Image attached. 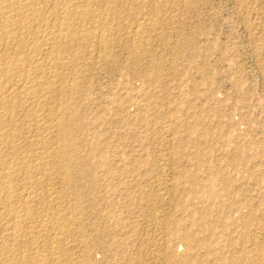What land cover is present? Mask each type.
Segmentation results:
<instances>
[{"label": "rangeland", "instance_id": "1", "mask_svg": "<svg viewBox=\"0 0 264 264\" xmlns=\"http://www.w3.org/2000/svg\"><path fill=\"white\" fill-rule=\"evenodd\" d=\"M51 1L34 41L60 28ZM91 1L39 53L53 93L4 111L0 264H264V0Z\"/></svg>", "mask_w": 264, "mask_h": 264}, {"label": "bare ground", "instance_id": "2", "mask_svg": "<svg viewBox=\"0 0 264 264\" xmlns=\"http://www.w3.org/2000/svg\"><path fill=\"white\" fill-rule=\"evenodd\" d=\"M53 1V0H52ZM51 1V2H52ZM91 0H59L58 1H54L52 2L51 8L53 9L52 11L54 12L55 16H54V21H56L60 26L59 29H54L52 30L50 28V32L49 35H51V37L49 38V40L46 41V39L44 41H40L41 37H39V40H33L31 38L30 35L32 34H37L40 30V23L41 21L44 20L46 13L45 9L46 5L44 4V0H0V137H4L8 133L7 129H5L4 126L5 122L3 120V116H5L4 111H10L9 113H13V111L15 109H17L19 107V110L22 111V108L20 107V105H22V103L24 102L23 98L26 100H33V101H41L42 99H44L46 97V95L48 93H50L53 89H51L50 91V85L49 86H44L45 82L43 80V78H45L46 74L48 75L49 73H47L48 71L54 70L56 67L60 66L61 62L60 61H54L52 64L47 65L46 62H44V58H38L40 55V51L42 52L43 50H46L49 48V50L51 51H59V49L61 48V46L57 45V43H60L61 45L66 44L68 41H70L74 35H75V31L73 28L74 26L71 23V19L70 18H74V16L78 17V18H84L85 17H92L91 15L96 14L94 8H91L89 6V2ZM112 1V0H111ZM156 1V0H155ZM158 1V0H157ZM163 1V0H162ZM173 1V0H172ZM92 2V1H91ZM95 2V1H94ZM159 2V1H158ZM109 3V2H108ZM120 3V2H119ZM162 3V2H161ZM160 3V4H161ZM101 4V3H100ZM155 4V3H154ZM91 5V4H90ZM95 5V4H94ZM112 5V4H111ZM163 5V4H162ZM100 8V7H99ZM107 9V8H106ZM111 8H109L110 10ZM50 10V8H49ZM107 10V11H109ZM113 10V9H112ZM111 10V12H112ZM157 10V9H156ZM47 11V10H46ZM104 11V10H103ZM51 12V11H50ZM103 13V12H102ZM102 13H99V15H103ZM108 13V12H107ZM52 14V13H51ZM109 14V13H108ZM112 14V13H111ZM118 14V13H117ZM155 14V13H154ZM48 15V14H47ZM100 15V17H101ZM107 15V14H105ZM143 15V13H142ZM49 16V15H48ZM104 16V15H103ZM111 16V15H110ZM47 17V16H46ZM75 17V18H76ZM96 17V16H95ZM105 17V16H104ZM107 17V16H106ZM109 17V16H108ZM125 17V16H124ZM93 18V17H92ZM99 18V17H98ZM113 18V17H112ZM51 19V18H50ZM49 19V20H50ZM77 19V18H76ZM94 19V18H93ZM90 20V19H89ZM107 20V19H106ZM149 20V19H148ZM151 20V19H150ZM48 21V20H47ZM52 21V20H51ZM73 21V20H72ZM86 21V19L84 20ZM137 21V20H136ZM78 22V20H77ZM92 22V21H91ZM95 22V20H94ZM101 22V21H100ZM118 22V21H117ZM48 23V22H47ZM52 23V22H51ZM80 23V22H78ZM138 23V22H137ZM148 23V22H147ZM152 23V22H151ZM75 24V23H74ZM86 24V22H85ZM108 24V23H107ZM57 25V24H56ZM84 25V24H81ZM96 25V24H95ZM42 26V24H41ZM44 26V25H43ZM54 26V25H53ZM57 27V26H56ZM80 28L82 26H79ZM142 27V26H141ZM147 27V26H146ZM44 28V27H43ZM42 28V29H43ZM47 28V27H46ZM77 28V27H76ZM86 28V27H85ZM103 28V26H102ZM110 28V27H109ZM48 29V28H47ZM83 30V27L81 28ZM89 29V28H88ZM93 29V28H92ZM95 29V28H94ZM138 29V28H137ZM153 29V28H152ZM106 30V29H105ZM110 30V29H109ZM46 31L43 30V34ZM86 31V30H84ZM82 31V32H84ZM90 31V30H89ZM96 31V30H95ZM101 31V30H100ZM131 31V30H130ZM78 32H80L78 30ZM91 32V31H90ZM81 33V32H80ZM134 33V32H133ZM137 33V30H136ZM140 33V31H139ZM43 34L41 33V36H43ZM46 34V33H45ZM44 34V35H45ZM78 34V33H76ZM47 35V34H46ZM86 35H89L88 31L79 34V37H87ZM30 36V38L32 39V42L28 41V37ZM37 36V35H34ZM40 36V35H39ZM93 36V35H92ZM33 37V35H32ZM85 37L83 39H85ZM104 37V36H103ZM77 38V37H76ZM81 38L79 39V41H81ZM139 38V37H137ZM142 38V37H141ZM88 39V38H87ZM102 39V38H101ZM136 40V39H135ZM34 41V42H33ZM74 41V40H72ZM89 41V40H88ZM138 41V40H137ZM57 42V43H56ZM77 42V41H76ZM100 42V41H99ZM64 43V44H62ZM69 44V43H68ZM95 44V43H94ZM70 45V44H69ZM67 45V48L68 46ZM76 45V44H75ZM72 46V44H71ZM79 46V45H78ZM104 46V45H103ZM66 47V46H64ZM84 47V46H83ZM96 47V46H95ZM63 48V46H62ZM66 48V50H67ZM65 49V48H64ZM69 49V48H68ZM105 49V48H104ZM138 49V48H137ZM12 50L10 52L13 53V55L9 54L8 51ZM48 50V51H49ZM66 50L64 52H66ZM106 50V49H105ZM131 50V48H130ZM47 51V52H48ZM61 51V49H60ZM63 51V50H62ZM104 51V50H102ZM139 51V50H138ZM50 52V51H49ZM98 52V51H97ZM111 52V51H110ZM54 53V52H53ZM59 52H57L58 54ZM63 53V52H62ZM55 56L57 57L58 55H56V53H54ZM54 54H51L52 56H54ZM100 54V53H99ZM103 54V53H102ZM50 56V55H49ZM61 56V55H60ZM55 57V58H56ZM59 57V56H58ZM86 57V56H85ZM90 57V56H89ZM131 57V56H130ZM30 58H32L36 63L33 69H28L25 71L23 74H18L17 72L19 71V66L21 64L24 65V62L26 60H30ZM54 58V57H53ZM79 59V58H78ZM32 60V61H33ZM49 60V59H48ZM31 61V60H30ZM33 61V62H34ZM40 61V62H39ZM46 61V60H45ZM51 61V60H50ZM62 61V58H61ZM65 61V60H64ZM75 61V60H74ZM29 62V61H28ZM32 62V63H33ZM68 62V61H67ZM38 63V64H37ZM26 64V62H25ZM63 64V63H62ZM70 64V62L68 63ZM73 64V63H72ZM80 64V63H79ZM22 66V65H21ZM64 66V65H63ZM30 67V65H29ZM60 68V67H59ZM22 69V68H21ZM20 69V70H21ZM23 70V69H22ZM57 70V69H56ZM60 70V69H58ZM73 70V68H72ZM69 71V70H68ZM80 71V70H79ZM50 72V74H51ZM54 72V71H53ZM56 72V71H55ZM58 72V71H57ZM56 72V74H57ZM64 72V71H63ZM134 72V71H133ZM68 73V72H67ZM63 74V73H62ZM60 75V73H59ZM75 75V74H74ZM15 76L16 77V82L13 84V86H4V84L6 85V83H8V81L6 83L3 84L4 81H6V79H11L10 77ZM67 76V75H66ZM72 76V75H71ZM61 77V76H60ZM65 77V76H64ZM54 78V76L52 77ZM62 78V77H61ZM60 78V79H61ZM80 78V77H79ZM54 79H57L56 76ZM66 79V78H64ZM48 80H49V76H48ZM53 80V79H52ZM59 80V79H57ZM63 80V79H62ZM81 80V79H80ZM56 81V80H55ZM60 81V80H59ZM72 81L73 80V76H72ZM52 82V81H51ZM61 82V81H60ZM75 82V81H74ZM47 83V82H46ZM49 83V82H48ZM47 83V84H48ZM52 84V83H51ZM57 84V83H56ZM64 84V83H63ZM54 85V84H53ZM52 87H55L53 86ZM58 85V84H57ZM60 85V84H59ZM72 85V84H71ZM67 86V85H66ZM58 88V87H57ZM62 88V87H61ZM61 88H59V90H62ZM58 90V91H59ZM58 91H56L58 93ZM64 91V90H63ZM53 93V91H52ZM62 93V92H61ZM75 94V93H74ZM50 95V94H49ZM54 95V94H53ZM51 96V95H50ZM62 96V95H61ZM52 97V96H51ZM50 97V98H51ZM18 98V99H16ZM47 100V99H46ZM44 102V101H43ZM41 101V103H43ZM49 102V100H48ZM53 103V102H52ZM54 104V103H53ZM24 105V104H23ZM56 105V104H55ZM24 107V106H23ZM21 108V109H20ZM59 108V107H58ZM64 108V107H63ZM56 109V108H55ZM25 110V111H24ZM52 110V109H51ZM25 115L27 116H31L34 119H39L38 117H40L38 111H36V109L34 110L31 107L26 106L25 109H23ZM40 112V111H39ZM42 112V111H41ZM47 112V111H46ZM8 113V114H9ZM59 115V114H58ZM51 117V114L49 115ZM18 117V116H17ZM42 117V116H41ZM71 117V116H70ZM27 118V117H26ZM13 119V118H12ZM12 119H9L7 124L13 122ZM31 119V118H30ZM7 120V119H6ZM33 120V119H32ZM40 120V119H39ZM21 121V120H20ZM34 121V120H33ZM61 121V120H60ZM43 122V121H42ZM41 122V123H42ZM58 122V121H57ZM2 123H4L3 125H1ZM23 123V122H22ZM61 123V122H60ZM62 123H64V121H62ZM16 124V123H15ZM59 124V122H58ZM9 125V126H10ZM56 125L57 126H60ZM8 126V127H9ZM13 126V125H12ZM21 126V125H20ZM55 126V124H54ZM65 126V125H64ZM62 125L61 128H64L63 130H61V135H63V131H66V127H64ZM45 127V126H44ZM55 127V129H56ZM28 128V127H27ZM36 128V127H35ZM59 131V128L57 129ZM55 132V131H54ZM70 132V129L68 130V133ZM14 133V132H13ZM28 133V132H27ZM58 133V132H57ZM63 133V134H62ZM8 136V135H7ZM6 136V137H7ZM64 136V135H63ZM66 136V135H65ZM14 138V137H12ZM64 138V137H63ZM68 138V137H67ZM5 140L8 138H4ZM42 139V137H41ZM3 140V139H2ZM4 140V141H5ZM66 140V139H64ZM8 141V140H7ZM6 141V142H7ZM15 141V140H14ZM63 141V140H62ZM67 141V140H66ZM17 142V141H16ZM38 142V141H37ZM68 142V141H67ZM70 142V140H69ZM68 142V143H69ZM5 143V142H4ZM3 143V144H4ZM9 143V142H8ZM6 143V144H8ZM63 142V146H64ZM1 142H0V147H1ZM2 144V145H3ZM10 144V143H9ZM43 144V143H42ZM45 144V143H44ZM11 145V144H10ZM69 145V144H68ZM67 143L65 145L68 146ZM9 146V145H8ZM43 146V145H42ZM4 147V146H3ZM9 147H13V146H9ZM38 147V146H37ZM41 147V146H40ZM64 149H67V147ZM15 148V147H13ZM60 148V147H59ZM69 148V147H68ZM2 149V147H1ZM6 149V148H5ZM17 149V148H16ZM16 149L14 151H16ZM24 149V148H23ZM41 149V148H40ZM58 149V148H57ZM63 149V147H62ZM61 150V149H60ZM68 150V149H67ZM66 150V151H67ZM1 151V150H0ZM3 151V150H2ZM7 151V150H6ZM28 151V150H27ZM34 151V150H33ZM37 151V150H36ZM9 152V151H7ZM11 152V151H10ZM17 152V151H16ZM53 152V151H52ZM59 152V150H58ZM65 150H63V153L61 151V156L64 155ZM68 152V151H67ZM12 153V152H11ZM54 153V152H53ZM56 153V152H55ZM54 153V156H55ZM13 154H15L13 152ZM23 154V153H22ZM59 154V153H58ZM67 154V153H66ZM65 154V155H66ZM3 155V154H2ZM6 155V154H5ZM11 156V154H9ZM28 155V154H27ZM68 155V154H67ZM7 156V155H6ZM17 156V155H14ZM69 156V155H68ZM1 157V154H0ZM59 157V156H58ZM65 157V156H63ZM3 158V157H2ZM5 158V157H4ZM16 158V157H15ZM23 158V157H22ZM68 158V157H67ZM5 159H1L0 158V198L3 197L7 202V204H2L1 206V210H4V212L9 213H13L14 211V203H13V188L11 185V180L13 178V172L12 170L9 169L8 166H10L11 161H8ZM12 159V157L10 158ZM9 159V160H10ZM47 159V158H46ZM58 159V158H57ZM60 159V157H59ZM63 159V158H62ZM21 160V159H20ZM39 160V159H38ZM64 160V159H63ZM68 160V159H66ZM71 160V159H70ZM39 162V161H38ZM65 162V161H64ZM68 162V161H67ZM15 163V160H14ZM31 163V162H30ZM17 164V163H15ZM19 164V163H18ZM28 164V163H27ZM39 164V163H38ZM44 164V163H43ZM7 165V166H6ZM14 165V164H13ZM68 165V163H67ZM19 167V166H18ZM11 168V166H10ZM13 168V167H12ZM64 169V168H63ZM68 169V168H67ZM69 170V169H68ZM67 170V171H68ZM32 171V170H31ZM52 171V170H51ZM65 171V170H64ZM67 171H65L67 173ZM69 172V171H68ZM27 173V172H26ZM56 174V173H55ZM62 174V173H61ZM65 174V173H64ZM68 174V173H67ZM63 176V175H62ZM71 178V176H69ZM24 178V177H23ZM14 179V178H13ZM46 179V178H44ZM65 179V178H64ZM68 179V176L67 178ZM192 179V178H191ZM198 180V179H197ZM197 180L195 182H197ZM49 181V180H48ZM67 181V180H66ZM70 181V180H69ZM68 181V182H69ZM193 181V182H194ZM67 183V182H66ZM11 184V185H10ZM49 184V182H48ZM197 183H195L196 185ZM21 185V184H20ZM3 188V189H2ZM23 190H25L23 188ZM18 196V195H17ZM20 198V197H18ZM3 199V200H4ZM2 200V199H1ZM45 200V199H44ZM2 202V201H0ZM20 202V201H19ZM28 203V202H27ZM46 203V202H44ZM1 204V203H0ZM19 206V205H18ZM23 206V204H22ZM21 208V207H20ZM0 210V211H1ZM19 211V210H18ZM22 217V215H21ZM31 218V217H30ZM1 219V217H0ZM14 219V218H13ZM37 219V218H36ZM3 220V219H2ZM29 220V219H28ZM27 220V221H28ZM1 221V220H0ZM24 222V221H23ZM40 222V221H39ZM47 222V220H46ZM2 223V221H1ZM43 223V222H42ZM54 225V222H52ZM42 224H40L41 226ZM64 226V225H63ZM19 227V226H18ZM21 228V226H20ZM29 228V227H28ZM31 228V227H30ZM55 228V227H54ZM58 228V227H57ZM44 229V228H43ZM56 229V228H55ZM21 230V229H20ZM68 230V229H67ZM45 231V230H44ZM62 231V229H61ZM27 232V231H26ZM67 232V231H66ZM16 234V233H15ZM26 234V233H25ZM28 235V234H27ZM26 235V236H27ZM54 236V235H53ZM18 237V236H17ZM16 237V238H17ZM28 237V236H27ZM50 237V236H49ZM186 237H189L188 235H186ZM25 238V237H24ZM33 238V237H32ZM199 238V237H198ZM27 239V238H26ZM34 242V241H33ZM42 242V241H41ZM55 242V241H53ZM62 242V241H61ZM24 243V241H23ZM30 243V242H29ZM35 243V242H34ZM64 243V242H63ZM28 244V243H27ZM37 244V243H36ZM60 245V243H58ZM62 244V243H61ZM38 246V245H37ZM10 247V246H9ZM40 247V246H39ZM59 247V246H58ZM63 247V246H62ZM51 248V247H50ZM208 248V246H207ZM24 249V247H23ZM14 250V249H13ZM1 251V250H0ZM13 252V251H11ZM8 254V253H7ZM11 255V254H10ZM54 255V254H53ZM41 256V255H40ZM3 257V256H2ZM8 257V256H7ZM11 257V256H10ZM38 257V256H37ZM55 257V256H54ZM12 259V257L10 258ZM46 259V258H45ZM20 260V259H19ZM188 260V259H187ZM22 261V260H21ZM42 261V260H41ZM16 262V260H15ZM40 262V261H39ZM184 262V261H183ZM24 263V262H23ZM43 263V262H42ZM185 263V262H184ZM182 263V264H184ZM230 264V263H229Z\"/></svg>", "mask_w": 264, "mask_h": 264}]
</instances>
